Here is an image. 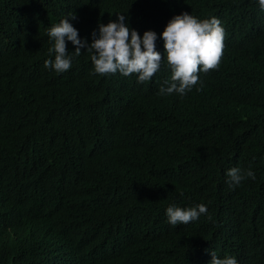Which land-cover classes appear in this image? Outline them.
I'll use <instances>...</instances> for the list:
<instances>
[{
    "label": "trees",
    "instance_id": "16d2710c",
    "mask_svg": "<svg viewBox=\"0 0 264 264\" xmlns=\"http://www.w3.org/2000/svg\"><path fill=\"white\" fill-rule=\"evenodd\" d=\"M21 3L5 0L0 13V19L14 28L6 40L11 54L0 60V97L10 84L36 83L46 78L54 81L38 66L34 54L17 44L35 39V29L22 27ZM185 7L197 14L220 11L227 22L224 63L204 83L219 91L239 89L244 91L240 96L251 93L252 98L238 106L231 96L220 105L202 91L193 97L192 105L170 118L143 114L142 124L129 134L119 128L108 138L91 131L87 139L110 154L88 160L75 154L79 144L62 142L38 126L58 120L63 105L56 90L50 93L53 99L46 109L25 103L10 114H0V146L2 141L12 143L6 155L33 164L17 174H0V264H21L4 250L5 243L10 244L11 251H21L27 264L44 262V249L22 244L27 233L11 225L12 209L17 207L28 220L37 219L43 228L58 207L66 206V200L55 199V192L50 193L52 185L70 189L68 210L89 220L113 213L138 216L139 223L133 228L116 223L100 233L102 257L115 251L129 256L149 238L143 224L148 215L160 213L167 203L185 204L190 199L205 203L208 211L227 212L236 236L264 249V124L258 120L264 118V15L248 0H62L61 15L65 19L75 14L76 19L69 22L80 35L97 27L101 18L117 13L124 14L132 24L162 26ZM85 60L82 55L75 62L68 93L81 92L95 79ZM74 123L83 125L78 119ZM166 157L171 164L162 170L167 165ZM115 163H143L156 172L132 167L120 173ZM233 167L251 170L255 179L246 178L230 188L226 173ZM100 191L109 197L92 196ZM156 222L170 238L174 229ZM83 234L90 231L79 220L73 225L49 226L41 232L43 239L73 240ZM197 256L193 250L188 252L182 264H200Z\"/></svg>",
    "mask_w": 264,
    "mask_h": 264
},
{
    "label": "clouds",
    "instance_id": "9594fccd",
    "mask_svg": "<svg viewBox=\"0 0 264 264\" xmlns=\"http://www.w3.org/2000/svg\"><path fill=\"white\" fill-rule=\"evenodd\" d=\"M264 15V0H248ZM62 0H22V27L35 29L33 41L18 42L38 60V66L53 79L36 83L26 81L10 84L0 97V114L12 113L20 104H29L36 109H46L57 92L62 112L57 121H45L38 126L58 137L62 142L75 143L80 149L75 153L88 160L103 157L110 152L89 141L91 131L111 138L113 132L123 128L127 134L136 125L142 124L141 116L167 119L193 104V97L205 91L220 105L231 96L237 105L252 98L240 96L239 89L219 91L210 88L204 79L220 70L226 56L228 27L220 11L197 14L185 7L182 13L173 16L167 24H132L124 14L117 13L100 19L93 30L80 34L69 22L76 19L74 13L63 19ZM5 0H0V13ZM14 28L0 19V60L11 54L7 44ZM86 57L89 73L95 78L81 88V92L68 93L71 74L80 56ZM204 84V85H203ZM51 86L54 88H51ZM144 90L139 93L138 90ZM78 119L83 125L74 123ZM264 124V118L258 117ZM12 143L2 141L0 146V174H17L32 163L23 162L6 155ZM167 165L171 164L166 157ZM47 161L41 169H44ZM116 164L120 173L135 167L142 171H154L149 165L132 166ZM38 174H41L42 170ZM230 188L239 186L246 178L255 179V173L233 167L226 173ZM174 188V187H172ZM55 199L66 200L65 207H58L52 218L39 227L37 219H26L18 208L12 209L11 225L27 233L22 244L39 246L46 251L42 264H182L184 256L194 251L200 264H264V249L251 240L240 239L231 226V217L222 210L207 208L206 204L190 199L185 204L170 202L160 213L148 215L143 220L148 240L132 249L130 255L122 251L100 256L104 230L116 223L133 228L139 223L137 215H112L89 220L69 211L72 202L70 189L61 185L49 187ZM48 192V190H47ZM95 197L106 196L97 192ZM79 220L90 231L79 238L43 239L41 232L49 226L73 225ZM159 220L168 229H174L170 238L156 222ZM11 229V226H9ZM184 232L181 233V230ZM5 243L4 250L21 264H27L21 251H11Z\"/></svg>",
    "mask_w": 264,
    "mask_h": 264
}]
</instances>
